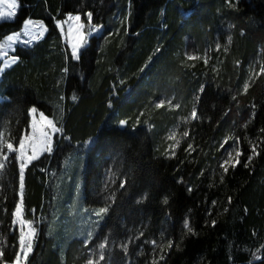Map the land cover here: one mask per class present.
Returning a JSON list of instances; mask_svg holds the SVG:
<instances>
[{"label":"trees","instance_id":"trees-1","mask_svg":"<svg viewBox=\"0 0 264 264\" xmlns=\"http://www.w3.org/2000/svg\"><path fill=\"white\" fill-rule=\"evenodd\" d=\"M15 2L13 20L0 22V44L27 21L46 34L16 47L17 63L0 75V141L7 135L17 149L33 108L60 129L53 153L24 171L22 213L37 230L27 264H87L98 247V264H264V0ZM76 15L102 28L78 60L56 25ZM185 39L200 57L208 50L207 65L176 58ZM160 92L199 99L172 156L158 148L149 115ZM232 141L241 156L225 172L220 159ZM77 153L84 167L72 183L81 179L82 192L67 189V201L76 191L73 206L106 209L87 243L65 225L54 234L49 227L57 178ZM105 171L115 177L110 201L100 194ZM19 186L12 158L0 181V264L19 251Z\"/></svg>","mask_w":264,"mask_h":264},{"label":"rangeland","instance_id":"rangeland-1","mask_svg":"<svg viewBox=\"0 0 264 264\" xmlns=\"http://www.w3.org/2000/svg\"><path fill=\"white\" fill-rule=\"evenodd\" d=\"M13 0H0V12H3L4 15L0 16V22H5L9 20H13L18 5L16 4V7L14 9H10L8 5L12 3ZM12 12V16H8L7 13ZM77 16V15H76ZM74 17V16H73ZM88 21H90V17H88ZM33 22V21H31ZM79 24L82 25L79 29V33H82L85 38V43H83V46L77 50V59L79 57V53L82 48L86 47L88 45V42L91 37H98L102 33V28L98 26L92 25L90 22L85 25L80 18ZM42 25V24H41ZM57 28L59 29L64 43L69 47L70 52L72 54V46L76 43L78 38V31H77V22L75 20H70L69 16L64 20L63 22H57L56 23ZM45 28L43 26V29H40L38 27V24H31V26H25L20 33L19 36L16 37V40L14 38L12 39L13 42V48H16V46L22 45L23 47L31 46L38 42L42 36L45 33ZM42 32V34H41ZM219 44L216 46V50H218ZM11 51V49H10ZM2 60L10 59L11 58V52H3L1 54ZM178 60L181 59V63L188 67H194L199 62H203L204 65L208 64V61L210 59V54L208 50L204 52V54L200 57L196 50L193 48L191 41L188 39H185V45L182 49L181 55L179 54L176 57ZM216 64H214L213 69L217 70ZM2 69V66H1ZM262 71V68H261ZM250 74L253 72V68L249 69ZM166 88L162 89L165 90ZM160 96L152 101V108L151 113L149 114L150 117H154L157 119L156 123V133L158 135L157 139V145L158 148L162 149V152L165 155L172 156L174 155L177 150L181 147L184 140L187 138V136L184 135L186 130V126L188 123L193 122L196 118L192 117V111L193 109L198 108V98L195 96L194 93L191 94V97L186 100L182 101L179 99L178 101H175L173 96H167L165 93H159ZM4 99L0 98V101H3ZM163 100L164 103L162 106L157 107L156 105ZM181 105V106H180ZM164 108L163 114H157L160 109ZM30 124L28 130L23 134L22 138H25V144H26V155L30 156L32 155L33 149H39L40 142L43 139L42 132L47 131L51 135L52 139V151L51 153L48 152H39L37 151V159L31 161L27 167L34 161L38 160L44 155H51L54 150V139L56 136H60V131L57 133L52 134L49 129L46 128V126L43 124V121L41 120V116L43 114L35 111L32 113L30 111ZM157 115V117H156ZM44 116V115H43ZM45 117V116H44ZM47 118V117H45ZM48 120H51L47 118ZM57 127V126H56ZM58 128V127H57ZM9 140L7 135L2 136L0 141V162L3 163V167H0V181L2 178V175L4 173V170L7 168V166L10 165V160L13 158L16 160L17 155H19L18 151L9 152L7 145L9 144ZM225 142L221 145L224 146ZM20 144L17 148L19 149ZM14 148V147H13ZM15 149V148H14ZM190 149V148H189ZM239 151V147L237 145V142H231L229 146H226L223 150V154L220 159V168L221 164H224L226 160L229 159V152L232 154V163H235L239 157L236 156V151ZM5 155L7 156V159H5ZM18 166L19 162L17 161ZM231 164H225V167H229ZM26 167V168H27ZM83 156L80 153H77L76 155L72 156L67 163L64 166L63 172L58 176L56 181V192L54 195V204H53V218L50 222V230L52 234H54L58 230V226H66L67 232L71 231V236L75 239H81L85 243L88 242V240L93 235L94 229L98 226L99 222L103 218L104 214L106 213V209L104 212L99 213V209H92L87 210L85 207L80 206L79 204H76L79 200V193L74 191L71 195V201L70 203L67 201V189H71V187L77 189L80 193L82 192L83 183L81 179L74 178V181L72 183V176H74L77 173V170H83ZM25 168V169H26ZM25 171V170H24ZM115 177L109 173V171H105L103 175L101 176V180L99 181V184L101 186V197L105 201L111 200V188L114 184ZM23 193H24V178H23V188L21 189V181L19 186V204H21L22 208V200H23ZM99 213V215H97ZM21 221H24L23 224H21ZM73 224V226H72ZM72 226V227H71ZM13 227L16 229L18 236H19V256L20 261L19 264H27L29 257L31 256L33 249L35 247L36 243V237H37V230L35 229L34 234L32 235V249L29 252L27 258H24L23 251L21 250L20 245V236L21 234H27L33 229L32 225L24 220L23 213L21 211V215L19 217L13 218ZM91 234V235H90ZM0 242H1V235H0ZM101 248L93 249L88 253V261L87 264H89V261L92 262V264H98V262L101 260ZM17 257L13 264H16Z\"/></svg>","mask_w":264,"mask_h":264},{"label":"snow or ice","instance_id":"snow-or-ice-1","mask_svg":"<svg viewBox=\"0 0 264 264\" xmlns=\"http://www.w3.org/2000/svg\"><path fill=\"white\" fill-rule=\"evenodd\" d=\"M8 7L10 9H14L16 7V4H15V0H13L12 3H10L8 5ZM4 13L3 12H0V16H3ZM8 16H12L13 13L12 12H8L7 13ZM69 19L70 20H75L77 22V31H78V38H77V41L75 44H73L72 46V59H77V50L79 48H81L83 46V43H85V38H84V35L82 33H79V29L81 27H83L82 25L79 24V21H80V16H69ZM26 26H31V22L28 23V25ZM38 27L40 29H43V25H38ZM42 34V32H41ZM8 39L11 41L13 39V37L9 36ZM245 88H247V85L245 86ZM164 103L163 100H161L156 106L157 107H160L162 106ZM36 111V109H32L31 112L34 113ZM192 117L193 118H197V113H196V109H193L192 111ZM41 120L43 121V124L46 126L47 129L50 130V132L52 134L54 133H57L60 131L59 128L56 127V125L53 123L52 120H48L47 118H45L43 115L41 116ZM123 123V122H121ZM42 137L43 139L41 140L40 142V147L39 149H33V152H32V155L30 156H27L26 155V144H25V138H21L20 140V147L19 149H14L13 148V145L11 143H9L7 145V148H8V151L9 152H13V151H18L19 152V155H17L16 157V160L19 162V175H20V181H21V189L23 188V178H24V170L25 168L27 167V165L37 159V151L39 152H48V153H51L52 151V139H51V135L49 134V132L47 131H44L42 132ZM185 136L188 135L187 132L184 133ZM191 147V145L189 146ZM253 151H255V149H253ZM241 155V153L237 150L236 151V156L239 157ZM229 156V159L226 160L224 162V164H221V167L224 168V171L227 172L228 169L225 167V164H231V167L235 168L236 167V164L239 163V160L237 159L235 163H232V154L231 152H229L228 154ZM5 159H7V156L5 155ZM252 159V157H249V161ZM248 165L245 164V167H247ZM0 167H3V163L0 162ZM121 187H123V185H121ZM166 202V201H165ZM215 203V201L213 202ZM21 211H22V208H21V204H17L16 205V208H15V211L13 213L14 217H19L21 215ZM105 209L104 208H101L99 210V213H102L104 212ZM99 213H97V215H99ZM24 221H21V224H23ZM213 225L215 224V221L212 222ZM184 227L187 229L189 228V225H188V222L185 221L184 223ZM190 230V229H189ZM35 232V229H31V231L27 234V236H25V234H21L20 236V245H21V250L23 251V254H24V258L26 259L29 252L31 251L32 249V235L34 234ZM91 235V234H90ZM19 261H20V256H19V253L17 254V260H16V264H19ZM89 264H92L91 261H89Z\"/></svg>","mask_w":264,"mask_h":264},{"label":"crops","instance_id":"crops-1","mask_svg":"<svg viewBox=\"0 0 264 264\" xmlns=\"http://www.w3.org/2000/svg\"><path fill=\"white\" fill-rule=\"evenodd\" d=\"M9 21H11V20H9ZM29 22H31V21H27L25 24H24V27L26 26V25H28V23ZM31 24H38V25H41L40 23H38V22H31ZM23 27V28H24ZM23 30V29H22ZM22 32V31H21ZM20 32V33H21ZM20 33H18V34H14V35H11V37H13L14 38V40H16V37L17 36H19L20 35ZM45 34H46V31H45V33H44V35L42 36V38L39 40V41H41L42 39H43V37L45 36ZM9 37V36H8ZM8 37L7 38H5L3 41H2V43L0 44V62H1V66H2V69H0V75L5 71V70H8V69H10L12 66H14L16 63H17V59L16 58H14V57H12V54H13V52H14V49L15 48H13V42L14 41H10L9 39H8ZM38 41V42H39ZM37 43V42H36ZM34 45V44H33ZM33 45H31V46H33ZM20 46H22V45H20ZM31 46H27V47H31ZM17 47V46H16ZM23 47V46H22ZM10 49H11V51H10ZM5 53V52H11V58L10 59H6V60H2V58H1V54L2 53Z\"/></svg>","mask_w":264,"mask_h":264}]
</instances>
